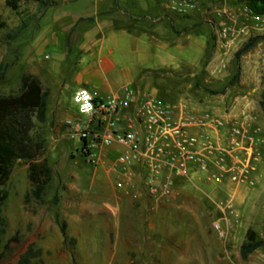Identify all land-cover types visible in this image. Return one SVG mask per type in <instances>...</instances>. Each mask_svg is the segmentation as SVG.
Returning a JSON list of instances; mask_svg holds the SVG:
<instances>
[{
  "label": "rangeland",
  "instance_id": "rangeland-1",
  "mask_svg": "<svg viewBox=\"0 0 264 264\" xmlns=\"http://www.w3.org/2000/svg\"><path fill=\"white\" fill-rule=\"evenodd\" d=\"M137 1L136 9L144 10L140 14L147 18H139L138 23L145 24L152 15L150 0ZM181 1L169 0L174 23L168 19L158 28L134 29L138 49L123 55V63L135 77L132 86L156 93L162 100L187 101L198 112L224 117L228 125L238 122L247 136L258 135L256 170L240 184L228 175L210 182L198 174L189 182L178 181L173 196L152 197L155 201L144 206L127 196L132 210L138 209L142 215L127 213L117 219V203L111 196L113 190L120 195L116 178L107 174L105 165L86 159L83 141L69 133L66 125L58 128L52 121L38 124L35 134L44 139L45 158L53 176L44 202L33 200L27 207L25 194L32 186L28 164L17 161L12 168L4 185L8 196L1 211L5 232L0 235V252L13 235L19 239L11 264H18L20 253L30 242L43 246L42 256L32 264H130L126 259L131 258L135 264H264V109L260 104L264 39L236 57L244 42L264 34V22H253L244 11L245 4L238 0H188L191 7ZM85 3L88 0L78 2L77 7L83 8ZM38 14L33 0H20L17 11L0 0V20L7 25L0 33L28 16L34 24ZM32 35L31 27L12 43L1 37L0 63L10 66L0 81V94L17 90L22 74L38 68L52 90L50 113L59 96L72 122L88 123L89 116L80 113L73 101L72 79L64 81L58 70L57 53L50 47H35ZM104 152L112 151L107 148ZM223 158L230 163L229 156ZM216 168L213 165L211 171ZM56 194L59 200L55 203ZM231 195L237 216L225 215L218 205ZM215 221L228 228L225 238L212 228ZM62 222L66 223L65 235ZM250 228L263 244L245 258L241 245ZM120 245L129 250L120 251Z\"/></svg>",
  "mask_w": 264,
  "mask_h": 264
},
{
  "label": "built area",
  "instance_id": "built-area-1",
  "mask_svg": "<svg viewBox=\"0 0 264 264\" xmlns=\"http://www.w3.org/2000/svg\"><path fill=\"white\" fill-rule=\"evenodd\" d=\"M180 4L192 6L188 0ZM244 11L253 22H264V13L253 11L246 4ZM78 92L92 98L87 102L92 105L90 110L81 111L87 104L83 99H75ZM73 101L80 113L89 116L84 125L68 122L70 133L83 141L84 156L92 163L101 162L105 149L120 145L110 161V169L116 174V186L122 195L135 202L142 196L171 197L178 181L198 174L210 182L221 181L228 175L240 184L256 170L255 145L260 137L247 136L238 122L228 125L222 116L198 112L187 101L174 103L155 95H138L131 88L122 94L99 96L86 87L74 93ZM223 156L230 157L229 164ZM213 165L217 168L211 171ZM218 205L225 215H238L233 195L220 200ZM212 228L222 238L228 233L219 221L213 222Z\"/></svg>",
  "mask_w": 264,
  "mask_h": 264
},
{
  "label": "crops",
  "instance_id": "crops-1",
  "mask_svg": "<svg viewBox=\"0 0 264 264\" xmlns=\"http://www.w3.org/2000/svg\"><path fill=\"white\" fill-rule=\"evenodd\" d=\"M56 1L58 2L57 5L49 7L38 21L30 24L22 32L32 27L34 46L42 47L41 50L45 47L54 49L57 53L55 61L58 64V70L63 75L64 81L67 78L72 79L73 93L81 87H86L99 96H113L122 94L126 89L131 88L138 95L150 94L156 96V93L142 92L141 88L132 86L135 85V77L130 66L123 63V55L129 56L138 49L136 46L138 37L135 35L136 30H134L136 27L147 31L160 27L168 19H171V22L174 23V16L169 12V0H150L152 11L149 12L152 15H149L148 19L150 21L147 20L148 22L145 24L138 23L139 18H147L146 15L140 14L144 10L136 9L138 7L137 0H88L83 8L77 7L78 2L82 0ZM72 2H75L74 6L66 5ZM51 13V18L48 20L47 17ZM45 18L47 21H44ZM150 37L157 38L156 35ZM127 42L129 45L124 46L123 43ZM45 57H48V55ZM163 65L161 66L163 67ZM160 70L158 69L156 72H160ZM29 72L38 75L43 84L48 87L40 69L35 68L29 70ZM48 88L50 98L52 90L50 87ZM49 113L48 107L47 120L44 123L52 121L58 128L66 125L69 133L71 128L68 122L80 124L71 121L62 106L59 96L51 107L50 115ZM118 149H121L120 145L112 146L110 148L111 154H105L100 162V165L106 166L107 174L112 175L114 179L116 174L110 169V161L114 156V152ZM121 192L119 195L118 193L115 194L113 190L111 194L113 200L117 203L114 206L117 219H121L127 213L138 217L142 215V212L138 209L132 210V201L123 196V192ZM154 201L152 197L142 196L138 204L144 206ZM30 244H34L35 248L42 250L39 256L31 259L29 264H32L35 259L42 256L43 246H36L35 243L30 242L23 252ZM118 249L120 251L129 250L128 247H122L121 245ZM127 260L130 261V264H135L132 258Z\"/></svg>",
  "mask_w": 264,
  "mask_h": 264
},
{
  "label": "trees",
  "instance_id": "trees-1",
  "mask_svg": "<svg viewBox=\"0 0 264 264\" xmlns=\"http://www.w3.org/2000/svg\"><path fill=\"white\" fill-rule=\"evenodd\" d=\"M33 1L37 5V12H39L38 15H34L35 21H38L49 7L58 4L56 0ZM238 1L246 4L255 12L264 13V0ZM5 3L13 10L17 11L20 8V0H5ZM32 20V16L23 18L16 27L9 28L4 34L0 33V39L3 37L8 43H12L32 23ZM6 27L5 22L0 20V30ZM260 39H264V34L249 38L237 50L236 57L239 59ZM9 66L10 64L0 63V81L5 78ZM49 95V88L43 84L38 75L29 71L22 74L17 90L8 94H0V235L5 232L1 211L8 196V191L4 185L10 177L14 164L17 161H24L28 164V177L32 186L25 194L26 206L33 200L44 202V195L52 180L53 168L45 158L44 139L35 134L38 124L47 120ZM260 104L264 109V90L261 93ZM58 200L56 194L53 202L56 203ZM61 231L64 235L66 234L65 222L61 223ZM71 241L74 239L72 238ZM19 243L17 235H13L9 239L0 252V264H11ZM262 244L263 240L257 239L256 232L251 228L248 229L246 239L241 245L243 257L247 258ZM41 253V249L30 244L25 252L20 253L18 264H29L32 258Z\"/></svg>",
  "mask_w": 264,
  "mask_h": 264
},
{
  "label": "clouds",
  "instance_id": "clouds-1",
  "mask_svg": "<svg viewBox=\"0 0 264 264\" xmlns=\"http://www.w3.org/2000/svg\"><path fill=\"white\" fill-rule=\"evenodd\" d=\"M75 99H76L77 101L83 99V100L86 102V104H87V108H85V107H81V111H82V112L91 109L92 105H91L90 103H87V102L90 101L92 98H91L90 96H88L86 93H84L83 95H81V94L78 92L77 95H76V97H75Z\"/></svg>",
  "mask_w": 264,
  "mask_h": 264
}]
</instances>
